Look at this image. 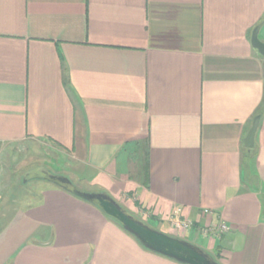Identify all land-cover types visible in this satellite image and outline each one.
Segmentation results:
<instances>
[{
	"label": "crops",
	"instance_id": "obj_1",
	"mask_svg": "<svg viewBox=\"0 0 264 264\" xmlns=\"http://www.w3.org/2000/svg\"><path fill=\"white\" fill-rule=\"evenodd\" d=\"M260 23L264 43V0H0V202L19 187L11 151L44 144L148 225L200 239L220 264H264ZM47 183L12 198L0 264H179Z\"/></svg>",
	"mask_w": 264,
	"mask_h": 264
},
{
	"label": "water",
	"instance_id": "obj_2",
	"mask_svg": "<svg viewBox=\"0 0 264 264\" xmlns=\"http://www.w3.org/2000/svg\"><path fill=\"white\" fill-rule=\"evenodd\" d=\"M262 24L254 27L251 33V46L264 57V43L258 38ZM259 116L252 120L243 144L246 148L254 145V136L258 127ZM30 180H44L54 184L69 194L97 207L106 217L110 218L130 234L146 250L163 256L179 264H220L206 250L182 238L171 236L148 225L131 214L107 192H83L76 188L71 180L63 175L55 174L44 166L27 171L22 176L23 183Z\"/></svg>",
	"mask_w": 264,
	"mask_h": 264
},
{
	"label": "rangeland",
	"instance_id": "obj_3",
	"mask_svg": "<svg viewBox=\"0 0 264 264\" xmlns=\"http://www.w3.org/2000/svg\"><path fill=\"white\" fill-rule=\"evenodd\" d=\"M11 153V158L8 159V171L20 179V181L19 187L8 188L4 200L0 202V230L7 226L9 221L16 215V212L22 208L18 205L14 206L12 198L15 199L20 197V199L34 201V198L37 196L36 192L40 185L49 184L47 181L40 180H31L26 183L22 182L23 174L37 166H45L55 174L68 177L80 191L95 192L94 188L90 187L86 182L79 180L76 172H81L83 170H81V167L75 162V159H73L70 154L48 148L44 144L38 143L31 144L30 146L27 144L18 145L16 146L15 150L11 151ZM56 166L60 167L61 169H58ZM85 173L87 175V171ZM17 202L18 201L15 203L17 204ZM149 225L155 228V225L152 222H150ZM160 231L163 232L166 231V229L163 228V230L160 229ZM176 235L177 234H175V237H179V235ZM182 239L205 249V244L202 243L200 239H195L190 234L182 237Z\"/></svg>",
	"mask_w": 264,
	"mask_h": 264
},
{
	"label": "built area",
	"instance_id": "obj_4",
	"mask_svg": "<svg viewBox=\"0 0 264 264\" xmlns=\"http://www.w3.org/2000/svg\"><path fill=\"white\" fill-rule=\"evenodd\" d=\"M205 213L213 214V212L209 210H205ZM178 214H180L179 208L175 210V213L171 217V224L177 233L185 234L190 231L192 223L189 220L181 219ZM228 230L229 227L226 224L221 223L217 228H205L202 232L204 236H211V238H213L217 237L219 234L227 232Z\"/></svg>",
	"mask_w": 264,
	"mask_h": 264
},
{
	"label": "trees",
	"instance_id": "obj_5",
	"mask_svg": "<svg viewBox=\"0 0 264 264\" xmlns=\"http://www.w3.org/2000/svg\"><path fill=\"white\" fill-rule=\"evenodd\" d=\"M116 223V222H115ZM117 224V223H116ZM119 226V224H117ZM214 257V259L219 262V257L217 255H212Z\"/></svg>",
	"mask_w": 264,
	"mask_h": 264
}]
</instances>
